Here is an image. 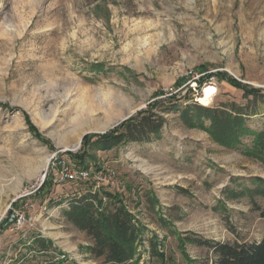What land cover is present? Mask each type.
I'll return each mask as SVG.
<instances>
[{"label": "rangeland", "instance_id": "1", "mask_svg": "<svg viewBox=\"0 0 264 264\" xmlns=\"http://www.w3.org/2000/svg\"><path fill=\"white\" fill-rule=\"evenodd\" d=\"M217 73L264 90V0H0V226L20 197L34 205L31 226L0 229V264H102L63 215L89 186L118 196L144 227L138 264H211L195 241H260L264 198L254 207L231 190L264 181V167L186 128L173 109L158 138L88 152L84 170L102 181L54 182L63 164L78 169L69 154L84 136L171 95L181 108L192 97L202 105L214 87L202 106L255 110L247 121L259 128L264 92L244 99L216 77L198 88ZM36 236L52 242L51 254L35 250Z\"/></svg>", "mask_w": 264, "mask_h": 264}, {"label": "trees", "instance_id": "2", "mask_svg": "<svg viewBox=\"0 0 264 264\" xmlns=\"http://www.w3.org/2000/svg\"><path fill=\"white\" fill-rule=\"evenodd\" d=\"M212 77L240 90L244 99L263 97L264 90L241 84L223 73L206 76L202 83L199 82L198 88L209 83V78ZM194 99L195 97L190 98L189 104L181 108L177 104L176 96L171 95L158 100L150 108L137 112L105 134L84 136L80 151L69 154L71 162L78 169H85L83 166L91 150L108 151L121 144L158 138L166 124L163 114L173 109L186 128L201 130L221 147L240 150L243 155L258 161L264 167V122L254 129L247 121L257 115L255 110L247 111L235 103L202 106ZM245 140L249 145L244 146ZM249 182L251 187L245 186L237 193L231 190V195L232 198L248 197L252 205L257 207L254 198H264V181L252 178ZM49 185H44L43 188ZM63 215L76 230L90 239L91 245L87 246V251L93 259H101L102 264H138L139 240L145 234V229L118 196L94 191L89 186L81 194L73 196ZM151 242L150 254L160 256L156 243ZM32 243L38 251H49L52 248V242L41 236L34 237ZM195 243L212 252L214 258L211 264H264V234L260 241L251 243H220L208 240Z\"/></svg>", "mask_w": 264, "mask_h": 264}, {"label": "built area", "instance_id": "3", "mask_svg": "<svg viewBox=\"0 0 264 264\" xmlns=\"http://www.w3.org/2000/svg\"><path fill=\"white\" fill-rule=\"evenodd\" d=\"M102 174L103 173L100 171L99 173H96L93 176H90L91 174L89 171H86L84 169H72L63 164L60 170L58 171V173L55 174L54 182L57 184L67 183V182L68 183H78V182H85L88 179H90V177H93V179H96L97 181H102L103 180V178L101 177ZM110 176L113 177L114 173L113 172L110 173ZM38 181H39V185L37 188L39 189L43 183V180L41 181L38 180ZM52 182H53V177H52ZM37 194L42 195L41 193H39V190ZM25 196H29V195H25ZM19 199L23 203L17 204L18 203L17 201L14 202L13 206L10 208L9 213L7 214L2 224L3 228L10 227L11 229L17 231V230L23 229V227H25L27 224L31 226L29 222L30 220L28 217V212L30 209L34 207V205L31 202H28V200L25 201L27 197H20ZM43 210H45V207ZM40 253L51 254L52 252L42 251ZM62 258H63L62 256L58 255L56 256V258L52 260V262L60 261Z\"/></svg>", "mask_w": 264, "mask_h": 264}, {"label": "bare ground", "instance_id": "4", "mask_svg": "<svg viewBox=\"0 0 264 264\" xmlns=\"http://www.w3.org/2000/svg\"><path fill=\"white\" fill-rule=\"evenodd\" d=\"M214 93H215L214 87H206V88H204L203 95H202V97L199 98V102L202 105H207L208 101L210 100L211 95L214 94ZM76 148H77V146L75 145L73 147V149H76Z\"/></svg>", "mask_w": 264, "mask_h": 264}]
</instances>
